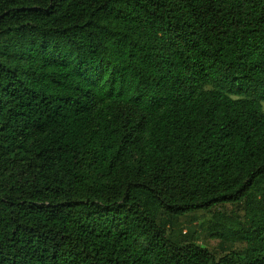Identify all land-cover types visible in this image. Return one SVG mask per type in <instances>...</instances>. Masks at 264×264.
I'll return each mask as SVG.
<instances>
[{
  "label": "trees",
  "instance_id": "1",
  "mask_svg": "<svg viewBox=\"0 0 264 264\" xmlns=\"http://www.w3.org/2000/svg\"><path fill=\"white\" fill-rule=\"evenodd\" d=\"M263 104L264 0H0V264H264Z\"/></svg>",
  "mask_w": 264,
  "mask_h": 264
},
{
  "label": "rangeland",
  "instance_id": "2",
  "mask_svg": "<svg viewBox=\"0 0 264 264\" xmlns=\"http://www.w3.org/2000/svg\"><path fill=\"white\" fill-rule=\"evenodd\" d=\"M264 110V104H263ZM264 193V180L256 188L251 197L254 204ZM245 207L228 205L224 208L215 209L212 213L197 212L185 217L173 219L161 216L160 220L167 229L169 237L175 242L193 241L209 249L215 256L230 250H242L245 245L236 240L224 241L216 236V230L224 227L229 232H236L239 227L244 226Z\"/></svg>",
  "mask_w": 264,
  "mask_h": 264
}]
</instances>
